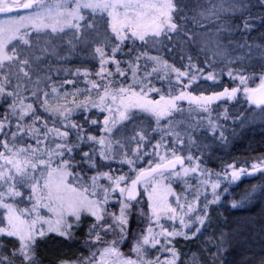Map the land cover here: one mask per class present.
Returning a JSON list of instances; mask_svg holds the SVG:
<instances>
[{
  "label": "snow or ice",
  "instance_id": "6c2138e0",
  "mask_svg": "<svg viewBox=\"0 0 264 264\" xmlns=\"http://www.w3.org/2000/svg\"><path fill=\"white\" fill-rule=\"evenodd\" d=\"M256 124L264 0H0V264H264Z\"/></svg>",
  "mask_w": 264,
  "mask_h": 264
},
{
  "label": "trees",
  "instance_id": "16d2710c",
  "mask_svg": "<svg viewBox=\"0 0 264 264\" xmlns=\"http://www.w3.org/2000/svg\"><path fill=\"white\" fill-rule=\"evenodd\" d=\"M78 61H73L74 65H78ZM91 66V65H89ZM222 83L224 85L230 86V82L227 77H225L222 80ZM82 86V85H81ZM204 88H210L213 87L210 82L207 84L203 85ZM216 90H219L218 87ZM226 107L228 105H224ZM246 107V105L241 104V107ZM222 108V107H221ZM239 109L236 108H230V111H238ZM264 140V127H261L259 124H256L254 127L249 128L245 130L242 134V137H238L236 141H234L233 145L231 148L225 151H219L216 153L215 157L213 160L210 162V167H214L217 170H219V164L217 163V160L220 162L217 157L223 158V160L227 161L231 159V157H236V158H243L244 155L248 152L249 150V144H251L253 147L259 148L261 141ZM243 149V150H242ZM256 179L253 178V180L248 181L249 179L243 178L240 184L237 187H233L231 190V195L232 197L238 198L240 194H242L246 189L249 188L251 184L259 183L260 182V177L257 174L256 176H253ZM231 213L235 217H241V216H257L258 213L260 212V206H259V201L254 202L253 204L249 205L247 209H230ZM220 212L224 213V210L221 209ZM224 215H228V213H224ZM183 247V245H182ZM195 248V246H191ZM45 255L49 259H54L55 256L58 254L59 251H61L60 246L58 245V242L53 240L48 243L46 248L44 249Z\"/></svg>",
  "mask_w": 264,
  "mask_h": 264
},
{
  "label": "rangeland",
  "instance_id": "374dc122",
  "mask_svg": "<svg viewBox=\"0 0 264 264\" xmlns=\"http://www.w3.org/2000/svg\"><path fill=\"white\" fill-rule=\"evenodd\" d=\"M210 83H211V82H210ZM203 85H204V84H203ZM203 85H202V87H204ZM242 102H243V101H241L240 104L230 103L228 107H229V109H230V108H236V109H239V108L241 107ZM221 107H225V106H224V105H221ZM242 150H243V149H242ZM217 163L219 164V166H221V164H220V162H219L218 160H217ZM245 178L249 179V180H248L249 182H250V180H253V178L256 179L255 177H245ZM239 184H240V182H239ZM239 184H238V185H239ZM233 187H237V185H234ZM178 190H179V189H178ZM231 191H232V190L230 189V192H231ZM124 250L127 251V249H124Z\"/></svg>",
  "mask_w": 264,
  "mask_h": 264
}]
</instances>
